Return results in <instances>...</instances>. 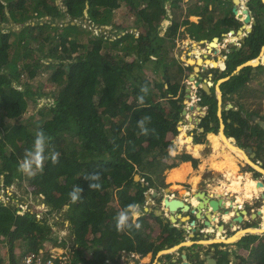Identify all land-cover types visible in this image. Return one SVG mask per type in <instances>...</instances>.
Segmentation results:
<instances>
[{
	"label": "trees",
	"instance_id": "1",
	"mask_svg": "<svg viewBox=\"0 0 264 264\" xmlns=\"http://www.w3.org/2000/svg\"><path fill=\"white\" fill-rule=\"evenodd\" d=\"M118 2L135 10L134 24L141 29L137 36L128 28L117 27L111 39L96 29L70 23L72 19H85L92 27L105 26ZM199 2L185 16L182 0H0V190L14 182L26 183L42 197L48 213H61L73 237L69 264H116L122 249L155 256L169 239L174 240L171 247L177 243V229L162 225L153 212L142 210L132 221L140 227L124 232L116 230L114 218L128 205L144 204L149 189L165 187V169L180 161L191 160L196 165L197 160L187 154H170L172 134L178 135L176 126L183 108V81L192 70L172 51L173 37L184 36L180 30L184 25L195 40L200 37H194L190 30L193 25L202 31L208 28L209 34L222 28L226 32L231 26L226 10L212 21V11L222 0ZM253 3L254 10L259 9L256 6L264 8L260 0ZM190 17L201 22H188ZM165 19L170 23L163 34H157ZM248 39L234 50L239 56L226 63L222 77L257 56L264 44V32L256 28ZM243 46L248 53H241ZM158 72L160 78L154 79L152 74ZM40 74L44 75L41 80ZM262 75L264 65L246 66L220 84L223 92L236 95L237 110L229 108L223 114L224 121L230 119L226 123L229 137L254 143L258 155H264V135L258 139L263 129L257 124L250 131L245 127L255 114L247 97L256 88L248 84L259 81ZM46 82L51 101L37 107ZM198 92L207 106V99L212 97L201 125L207 131H216L217 101L202 90ZM242 108L248 113L246 118L241 115ZM26 111L32 113L25 116ZM146 117L147 132H142L138 122ZM41 129L49 137L46 158L42 170L28 177L18 172V165ZM209 141L212 147L210 137ZM185 148L193 149L188 143ZM53 153H59L55 163ZM190 153L197 155L196 151ZM208 161L217 171L236 169L231 153L216 152ZM181 168L186 175V165L174 169ZM181 173L174 170L172 174L181 180ZM135 174L139 180H134ZM92 175L99 177L92 181L99 185L94 189L85 178ZM76 185L82 194L72 202L69 193ZM65 243L45 217L38 218L34 211L0 201V245L7 247L6 264H15L27 251ZM246 250L239 256L248 254ZM219 253L227 261L228 252ZM245 261L264 264V238L255 242Z\"/></svg>",
	"mask_w": 264,
	"mask_h": 264
},
{
	"label": "crops",
	"instance_id": "2",
	"mask_svg": "<svg viewBox=\"0 0 264 264\" xmlns=\"http://www.w3.org/2000/svg\"><path fill=\"white\" fill-rule=\"evenodd\" d=\"M201 19H202V16H201ZM188 22H190V21H188ZM222 35H225V32H223ZM216 36H217V34H216ZM206 38L203 37V38H200L198 40H204V42H205ZM221 41H223V40H221ZM226 44L227 45H225V47L233 46V48L234 47H235V49L237 48V46H234L233 44H231V45H229L228 43H226ZM205 47H206V45H205ZM201 49H202V47H201ZM207 53H208L207 51L202 52L201 55H197L196 58H194L192 56V58L197 59V60L198 59H204L201 57H204ZM208 58H212L211 60H214L216 63H219V64L223 63L222 61L219 62L222 59L218 56V52H216V51L213 52L211 55H208L207 59ZM222 65H224V64H222ZM206 69L207 70L209 69L210 72L208 74H205V75L203 74V73H205V71L202 73L203 80H205V79L209 80L210 79L213 81V86H212L213 89L211 91L212 93L210 96L215 97L214 85L216 84L217 89L221 90V87H220L221 83L219 84V81L221 78H223L222 77L223 71L221 69H216V68H214V69L206 68ZM251 73H254V71ZM183 82H184V87H185L186 80H184ZM256 82H257L258 86L262 84L261 82L255 81V83ZM256 87H257V85H256ZM261 89L264 90V85L261 87ZM196 90H198V89H196ZM221 92H222V97L230 94V92H228V91L223 92L221 90ZM197 95H198V93H197ZM262 100H263L262 102L264 103V98ZM220 102H221V100L219 101V104H217V109L219 108V110H221V117L218 116V114L216 113V117H217V121H218V128L216 131H207V130H205V127L201 125V122L203 121V119L205 118V116L207 115V112H208V106L203 104L202 102H201V105L206 106L207 109L204 113L205 115L203 114V112L201 113L203 116L200 118V120L198 118H194L192 116H188L187 118H182L183 114H180L181 120L177 124L183 125L185 127V131H186V133H182L181 135L184 137V139L187 141V143L190 144V146H192L193 148H194V146L197 147L194 149V151H197V155H193L190 152H188L185 148L186 144H182V147L178 148L176 146V144H174V142L172 144L173 147L170 150V154H187V155L191 156L192 158H194L195 160H197V162H196V165L193 166V163L191 160L180 161L176 166L169 168V169H165L164 170V184H165V187H168V188L171 187L170 188L171 194L169 193L170 197H176V198L182 199L185 202H189L191 204H193V199L194 200L197 199V198L195 199V195H194V193L196 191H204L206 193L207 192L218 193V196H216L217 198H220V199L222 198L223 202L225 201L227 203V205L229 204V202H232L234 206H237V209L240 212L242 211L241 212V221L232 222L233 221L232 218L236 217L237 215L233 209H230V211L227 215L224 214L220 218L217 217V219L212 222V225L207 226V227L200 225L199 230L192 231L191 229H189V222H182L178 218L174 228H176L178 231L184 232V233H182L183 238L179 239L178 233L175 234L174 237H177L176 240L177 239H179V240H177V243L173 244L172 246L176 247V249L171 251L170 253H161L162 250H165L166 248L171 247L169 244H164L163 248L157 252V254L155 256H157V255L160 256L159 260L161 261V264H173V263L174 264H182V262L184 260L187 261V264H206L205 260L203 259V256L208 254V253H206L207 250L214 251L215 247L218 250L217 251L218 253H219V250H222V252H225V253L228 252V254L233 253L236 257L240 258L241 260L243 259L242 261H244L246 263V261H245L246 257H248L250 255V253L252 252L253 245L255 244V242L259 239L264 238V196H262V194H264V174L260 170L255 168L252 164L250 165L248 162H245L244 160L240 159V157H235L236 169H233L232 171H229L226 169H222L221 171H217V170L210 168V166H209L208 160H209L210 156L217 152L216 149L214 148V150H213L212 147H215V145H214L215 141L219 140L220 135L222 136L221 133L218 134L219 126L221 124H223L222 126H225L224 123L230 122L229 118H227L224 121V118H223L224 111L223 110L229 109L228 104L231 105V103H223L222 104ZM196 107L198 108V105ZM231 108L233 110H237L236 106L231 105ZM243 111L246 112V110H243ZM260 117L262 118L263 116L260 115ZM250 119H251V117H250ZM178 125L176 126V130H178V127H179ZM208 126H209V128L212 127V123L209 122ZM249 126H247L248 131L252 130L251 129L252 127L251 126L249 127ZM178 132H179V134L181 133L179 130H178ZM224 132L225 131L223 129L224 138L228 142L232 143V145L235 146L237 149L241 150L242 151L241 153H243L245 155L247 160H249L251 163H254V164H256V165H258L264 169L263 153H260V155H258L259 154L258 146H255L254 143H249V144L242 143L243 140L240 143L234 137H229V135L224 133ZM212 133H215V134H212ZM211 134L212 135H218L217 139L214 137H210L211 142H212V147H211L209 140L207 139L208 136ZM258 136H259L258 137V139H259L260 135H258ZM178 137H177V140H178ZM201 137H204V140H205L204 142H201ZM222 138H223V136H222ZM245 147H251L255 153L254 156L251 157L250 153L244 150ZM219 153L227 154L230 152L223 150ZM181 164L186 165V167L188 169L186 175H185V170L183 168L174 169V168L179 167ZM172 169L179 170L182 172L180 175L181 180H174L170 177L172 171H174ZM228 173H230L229 176H226L225 174H228ZM239 175L243 176L242 181L240 182V185H238L237 188L233 187V189H231L230 184L232 182V177H237ZM247 176L249 177V180L251 181V183L253 181V183H252L253 184V186H252L253 191L251 193L252 195L250 194L249 199H248V197H246L244 195L245 191H246V189L244 188V185L246 184V181H247L244 177H247ZM258 181L263 182V187H258V188L255 187V185L257 184ZM165 187H162L160 189V191H157V193H158L157 196H160V197L162 196L160 194L161 193L163 194L162 190ZM179 188H180V190H179ZM151 190L153 191V189H151ZM151 192L147 191L145 193L144 204L138 205L137 210L139 211V214L142 213L141 212L142 210L144 212H148V213L153 212V214L155 216H158L160 218L162 225H165L169 228H172V227H170V223H169V220L167 219V217L163 215V212L161 214H155L154 213L157 210L161 209V204H160L161 199H160V197H158L160 202L157 203V200L155 199L157 196H151V194H150ZM148 194H150V195H148ZM186 194H189V196H187ZM196 202H197V200H196ZM183 215H189V216H191V219L194 218L193 214H191L190 212L183 213ZM225 217H226V219H225ZM136 218L137 217L133 218V222L136 221ZM149 221L151 222L150 219H149ZM255 221L257 222V224H253V222H255ZM200 222L201 221H199V223ZM179 223H181V224L179 225ZM250 228L256 229V230H253L252 232H258V230H260V233L254 234V233H250V232L246 231L247 229H250ZM155 229H158V227ZM240 231L243 233L240 235V237L238 239H236V241L228 242L229 238H232L233 236H235ZM251 234L258 235V236L254 237ZM232 239H235V237ZM253 239H255V240L253 241ZM182 241L185 242L186 245L178 247V245ZM196 244H197V249L194 248V249H192V251L188 252V250L186 248H190V247L192 248ZM199 246H200V248H199ZM245 249H247L246 251L248 252V254H245L242 257L239 256L241 250L244 251ZM182 254H185V256H186L185 259L182 258ZM169 255H171V256L174 255V256L170 260L166 259L165 256L167 257ZM178 255H179V258H178ZM221 255H222V253H221ZM211 257H213L215 259V264H218L217 257H215L214 252H213V254H211ZM177 258L179 260H177ZM163 260H165V262ZM224 262H225L224 264H234L233 262H228V261H224Z\"/></svg>",
	"mask_w": 264,
	"mask_h": 264
},
{
	"label": "rangeland",
	"instance_id": "3",
	"mask_svg": "<svg viewBox=\"0 0 264 264\" xmlns=\"http://www.w3.org/2000/svg\"><path fill=\"white\" fill-rule=\"evenodd\" d=\"M218 2V0H217ZM199 0H182V8L185 11V16H187V14L189 13V11H191L192 9H194V6L200 5L199 4ZM216 3V2H215ZM227 2L225 0H222V3L220 5H217L216 8H214V10L212 11V21L220 18L224 13L223 10L227 9ZM167 9H168V5H167ZM135 10L130 7V6H126V4L124 3H117L116 7L114 8L113 11V15L111 16V19L109 20L110 23H108L105 26H101L99 28H97L96 26L89 25L87 20H83V19H72L70 23H75V24H79L82 25L83 27H87V28H92V29H96L95 31L99 32L101 31L105 36H110L111 39H113V34L116 31L117 27L118 28H128L129 31H133L135 36L138 35V33L141 31V29H139V27L137 28V26L134 24V18H135ZM69 20V18L66 19V21ZM190 22H201L200 20L198 21H194V17H190ZM169 20L165 19L162 22V30L161 32L158 31L157 34H163L164 29L166 28V26L169 24ZM5 25L9 24L8 22L4 23ZM13 26V25H12ZM14 28H17V26H13ZM96 27V28H95ZM200 27H196V26H191L190 30L194 31L195 34L194 37L195 38H203V37H207L205 42H203L202 44H197L198 40H195L193 38H190L191 35L188 33L187 31V25L181 26L180 30L183 31L184 36L180 37V36H174V46H173V52L174 54L177 56V58L183 62V59H193L192 56H197L199 54H201L203 51V49H201V47H205L206 44H208V41L210 39H212L213 35H219L220 37H222V39L224 38L223 34V28L221 30H217L214 33H210L208 32V28L205 29V31L199 30ZM210 31V30H209ZM225 32V31H224ZM124 33V32H123ZM196 35V36H195ZM222 42V41H221ZM245 46H243L241 53H248L245 51ZM239 54H237V51H233V52H229L227 53V60L225 63H229L232 62L233 60H236L238 58ZM181 58V59H180ZM253 60V59H252ZM184 63V62H183ZM191 66V65H190ZM223 66V65H222ZM221 67V66H220ZM255 72V71H254ZM40 80L43 79L44 75L40 74ZM151 75V74H150ZM161 73H155L152 74V77L154 79H158L160 78ZM39 78V77H38ZM259 81L262 84L258 86L257 82H251L248 85L250 87H256V92H253V95H250L249 97H247V99H249L250 101V108L252 110H254L255 114L258 113V115L263 116L264 117V103L262 102L263 98H264V90L261 89V87L264 85V76L262 75V77H259ZM34 80H36V78H34ZM186 80V79H185ZM37 84H35V82L33 81V88L36 89ZM50 85L49 83L46 82L45 86L43 87V92L44 95H41V97H38L37 99V107L42 106L43 104L50 102L51 101V96L49 95V90H50ZM211 91L213 89V87L210 88ZM196 93H199L198 91ZM212 97L207 99V104L209 106L210 101H211ZM235 101H236V95L234 94H229V95H225L223 97H221V102L220 103H231L232 106H235ZM231 108V107H230ZM199 109V108H198ZM244 109H241V115L244 116V118L247 117L248 113L243 111ZM32 113V111H26L25 112V116H28ZM202 113V112H201ZM246 122L251 123V129L253 130L255 127V124L249 120H247ZM181 129H180V134L178 132V135L175 137V133L172 134V144H173V140H177L178 136H181V134L183 133V130L185 129L184 126L180 125ZM260 132V131H259ZM186 133V131H185ZM254 134L255 131H253ZM226 134H229V130L226 129ZM253 134V139L255 138V135ZM258 134V133H257ZM260 134V139L263 137L262 135H264V130H261ZM209 137H214V138H218V135H209L208 136V140ZM251 140V139H250ZM257 140V139H256ZM204 137H201V142H204ZM177 142H179L177 140ZM210 142V141H209ZM221 141L219 140L218 143L215 145V149L217 152H221L227 149L226 146H224L222 143H220ZM239 142V141H238ZM187 141L184 140L183 144H186ZM263 143H264V137H263ZM211 144V143H210ZM222 145V147H221ZM177 146V145H176ZM197 148L196 146H194V148L192 150H187V151H194V149ZM231 154L232 152L227 149ZM242 152V151H241ZM214 153V152H213ZM233 155V154H232ZM234 156V155H233ZM244 156V155H243ZM234 157H238V156H234ZM245 157V156H244ZM241 158V157H240ZM263 159H264V155H263ZM233 169H231L232 171ZM173 173V171H172ZM171 173V178L176 180L178 177L174 178V175ZM253 182V181H252ZM153 191H155L153 189ZM0 201H4L5 203H11V204H15V206L17 207H21V210H30V211H34L37 213L38 218L41 217H45L47 219V221L52 224V228L55 231V234L58 236H62L61 239L65 240V242L68 243H72L73 242V237L72 234L68 228V222L66 220H64V222H62V215L60 212H56V211H52L50 213H48L49 209L47 208V206L42 202V197L39 195L34 194L31 191V188L28 184L23 183V184H19L17 185L15 182L8 188V189H1L0 190ZM193 203H196L195 200L193 199ZM48 210V211H47ZM22 212V211H21ZM62 222V223H61ZM57 223V224H54ZM253 224H257V222H253ZM250 230H256L255 228H250L248 231ZM258 230V229H257ZM263 231V230H262ZM258 232H260V230H258ZM258 232H253V233H258ZM178 236L179 239L183 238L181 231H178ZM243 232H238L235 236H233L232 238L236 237L237 239L240 237V235ZM232 235V234H231ZM229 237V236H228ZM177 239V240H179ZM231 238H229L230 240ZM176 240V241H177ZM169 244L173 243L174 240L169 239L167 241ZM189 243V242H188ZM18 245V244H17ZM26 247V244L24 245ZM243 246V245H242ZM23 247V248H25ZM22 248V245H21ZM197 249V244L194 245L192 248H186L188 250V252L192 251V249ZM200 248V246H199ZM176 247H172L169 249H166L165 252H170L175 250ZM170 250V251H169ZM16 251L18 252L19 250L16 249ZM16 252V253H17ZM7 253V247H4V245H0V263L2 264H6L8 262V257L6 255ZM173 254V253H172ZM174 255H169V256H165L166 259H171ZM177 260H179L177 258ZM174 264V263H173Z\"/></svg>",
	"mask_w": 264,
	"mask_h": 264
},
{
	"label": "water",
	"instance_id": "4",
	"mask_svg": "<svg viewBox=\"0 0 264 264\" xmlns=\"http://www.w3.org/2000/svg\"><path fill=\"white\" fill-rule=\"evenodd\" d=\"M241 0H232V2L234 3V7H233V12L236 14L237 18H239L241 20L242 18V22L244 23L240 28L237 29V33L241 34L243 27L246 28L247 31H250V27L248 26L249 24L245 25V23H249L251 21L250 18V14L247 8V2H244L242 5L240 3ZM264 2V0H263ZM240 5L241 9L238 10L236 9V6ZM214 39H218L217 37H213L211 40L208 41V44L206 45V49L204 50V52H208L204 57V60L207 59L208 55H211L213 52H215L214 47H209V45L212 44ZM204 42V40H198L197 44H202ZM242 46V43H240V46L237 47L235 50H239L240 47ZM264 47V44L260 47V51L258 53V55L252 59H256L259 57L262 48ZM227 48V47H226ZM225 46L219 48L218 51V56L222 59L223 64L225 63V58L223 56V53L225 52L224 49H226ZM222 49V50H221ZM221 50V53H219ZM223 51V53H222ZM233 50H231V52H233ZM201 55V54H200ZM181 59V58H180ZM186 59V58H185ZM188 59V58H187ZM208 59H212V58H208ZM246 60L245 62L238 64L235 66L234 70L226 75L225 77L221 78L219 81V84L222 83L223 81L229 79L230 76L237 74L242 68L246 67V66H251V67H256L259 64H263L264 61L259 59V61L256 64H250L249 62L252 60ZM183 62L190 66L191 65V72L188 74L187 78H186V82H185V87L183 90V98H182V104L184 105L187 101H189V98L191 97V95L194 94V92L202 90L204 91L207 95H211V90L210 88L213 86V81L212 80H203V76L202 73L205 71V74H208L210 71L209 69L207 70L204 66L203 63L202 64H189L187 63L184 59ZM197 68V69H196ZM218 69L217 66H214L210 69ZM255 71L254 69L251 70V72ZM193 86V88L191 87ZM215 87V91H214V95L215 98L217 100V104H219V101L221 100L222 97V92L220 89H217L216 84L214 85ZM198 89V90H195ZM195 90V91H194ZM218 92L220 93V96H218ZM192 107V105H191ZM228 107L230 108L231 105L228 104ZM185 110L184 107L181 110V114H184ZM217 114L218 116L221 117V110H219V108L217 109ZM251 120L254 124H257L258 126H260L263 130H264V121L259 119L255 114L251 115ZM223 124H221L219 126L218 131L224 129V126H222ZM224 136V134H223ZM174 144L175 141L173 140ZM245 151L250 153V156H254V151L252 150L251 147H245L244 148ZM254 164V163H253ZM255 166H257L258 168H260L262 170V172H264V169L261 168L260 166L254 164ZM134 180H139V175L135 174L134 175ZM257 186L258 187H263V182L258 181L257 182ZM163 194L161 196V209L157 210L156 212H154L155 214H161L163 212V215L167 217V219L169 220L170 223V227H175L176 221L178 218L181 219L182 222H189V229H191L192 231L194 230H199L200 225L203 226H210L212 225V222L215 221L217 219V217H222V215L229 213L230 209H233L236 213V217H233V221H241V212L237 209V206H234L233 203L229 204L228 206H226L223 202H221L220 198H217L216 196H218V193H212V192H204V191H196L194 193L195 196H197L196 200L197 203L195 205L189 203V202H185L182 199L176 198V197H170V188L165 187L163 188ZM170 193V194H169ZM151 196H157L158 193L157 191H152ZM148 194V195H150ZM187 196H189V194H186ZM193 195V194H192ZM215 196V197H214ZM262 196H264V194H262ZM186 212H190L191 214H193V217L191 219V216L189 215H183V213ZM199 221H201L199 223ZM181 223H179L180 225ZM221 226V225H220ZM186 245L185 242H181L178 247L184 246ZM166 250V249H165ZM165 250H162L161 253H170V252H165ZM182 258L185 259L186 256L185 254H182ZM203 259L205 260L206 264H215V259L213 257H211L210 254H206L205 256H203ZM226 260L228 262H233L235 264H245L244 261H242L240 258L236 257L233 253H229L227 254ZM182 264H187V261H183Z\"/></svg>",
	"mask_w": 264,
	"mask_h": 264
},
{
	"label": "built area",
	"instance_id": "5",
	"mask_svg": "<svg viewBox=\"0 0 264 264\" xmlns=\"http://www.w3.org/2000/svg\"><path fill=\"white\" fill-rule=\"evenodd\" d=\"M227 35L229 37L223 38L222 44L220 45L221 47L227 45L226 43H228L229 45L233 44L234 46L237 47L240 46V42L236 40V37H234L233 40L230 38L231 32H227L226 36ZM202 49L205 50L206 47ZM203 66L205 68L213 67L212 65H210V63L209 64L204 63ZM218 69H221L223 71L225 69V64L222 67L218 66ZM191 87L193 88V86ZM197 105L199 109L196 107ZM183 107L185 113L183 114L182 118H187L188 116H192L194 118H198L199 120L203 116L201 112H203L204 114L207 109L206 106L201 105V99L197 95L196 91L194 92L193 95H191L189 101H187L183 105ZM148 191L151 192L152 190L149 189ZM58 237L62 238V236H58ZM71 246L72 243L66 242L64 246L52 245L43 249L40 248L36 251H32V250L27 251L17 259V262L15 264H69L70 259H72L73 257ZM159 259L160 256L158 255L153 256L150 252L142 254L135 250L122 249L120 250L117 256L116 264H161V261ZM163 261L165 262V260Z\"/></svg>",
	"mask_w": 264,
	"mask_h": 264
},
{
	"label": "clouds",
	"instance_id": "6",
	"mask_svg": "<svg viewBox=\"0 0 264 264\" xmlns=\"http://www.w3.org/2000/svg\"><path fill=\"white\" fill-rule=\"evenodd\" d=\"M225 64V63H224ZM226 66V64H225ZM218 68V66H217ZM225 70V69H224ZM223 70V71H224ZM141 91H146V89H142ZM140 102H143V97L139 98ZM149 118H143L138 122V126L142 130V132H147V128L145 127V120ZM49 137L46 133L41 129L38 130L35 134V138L33 140V145L31 149L25 152L23 160L18 165V172L24 174L28 177H35L37 173L42 170L45 160V150L48 146ZM59 153H53L51 156L52 161L55 163L58 159ZM86 179L90 180V188L94 189L99 187L98 184L93 183L92 181L99 179L98 176H85ZM82 189L76 185L73 190L69 193V197L72 202H76L81 198ZM139 216V211L137 210V206L132 204L128 205L125 209L121 210L115 219V228L118 232H124L126 229H131L133 226L139 228V224L133 225V218Z\"/></svg>",
	"mask_w": 264,
	"mask_h": 264
},
{
	"label": "flooded vegetation",
	"instance_id": "7",
	"mask_svg": "<svg viewBox=\"0 0 264 264\" xmlns=\"http://www.w3.org/2000/svg\"><path fill=\"white\" fill-rule=\"evenodd\" d=\"M226 2H227V4H228V6H227V9H226V12H225V14L227 13V18L226 19H228V18H230V25L231 26H229V28H228V30L225 32V35H224V37H229L228 35L226 36V33L227 32H231V35H230V38L233 40L234 39V37H236V40H238L240 43H242V45L247 41V40H249L248 38H249V36H250V34L254 31V29H256V28H258V30L259 31H263L264 32V8H261V7H258V6H256V8H259V9H256V10H254V3H253V0H241L240 1V3H241V5L244 3V2H247V8H248V11H249V14H250V18H251V21L249 22V23H245V25H247V24H249L248 26L250 27V31H247L246 30V28L245 27H243V30H242V33L241 34H238L237 33V29L238 28H240L244 23L242 22V18H241V20L239 19V18H237V16H236V14L233 12V7H234V3L232 2V0H225ZM261 1V3H263L264 4V2H263V0H260ZM230 2V3H229ZM236 9H238V10H240L241 9V6L240 5H237L236 6ZM232 19V20H231ZM214 37H217L218 39H217V43H220V44H218V48H221V40H223L222 39V37H220L219 35H217V36H214ZM211 40V39H210ZM207 45V44H206ZM226 48V47H225ZM235 48V47H234ZM233 48V46H229V47H227L226 49H224L225 50V52L223 53V51H222V53H223V56H224V58H225V61L227 60V53H229V52H231V50H233L234 49ZM222 50V49H221ZM221 50H220V52L219 53H221ZM235 50V49H234ZM259 51H260V49H259ZM259 53V52H258ZM258 55V54H257ZM263 57V56H262ZM226 64V63H225ZM262 65H264V63L262 64ZM228 109H224L223 111H227ZM259 119H261V120H263L264 121V117H260L259 115H258V113L257 114H255ZM249 121H251V119L249 120ZM252 122V121H251ZM224 133H226V129H227V127H226V123H224ZM251 126V123H249V122H247V124H246V127L245 128H247V126ZM249 126V127H250ZM244 128V129H245ZM160 191V190H159ZM146 193V192H145ZM160 193V192H159ZM160 195H162V193L160 194ZM158 197H160V196H157L155 199L157 200V199H159ZM160 199H161V197H160ZM159 202H160V200H159ZM218 250L216 249V247H215V250L214 251H209V250H207L206 251V253H208V254H213V252H214V255H215V257H217V262H218V264H224L225 262L222 260V258H221V253H218L217 252ZM219 251H222V250H219ZM243 260V259H242ZM235 264V263H234ZM246 264V263H245Z\"/></svg>",
	"mask_w": 264,
	"mask_h": 264
},
{
	"label": "bare ground",
	"instance_id": "8",
	"mask_svg": "<svg viewBox=\"0 0 264 264\" xmlns=\"http://www.w3.org/2000/svg\"><path fill=\"white\" fill-rule=\"evenodd\" d=\"M199 45V44H198ZM209 47H214V49H215V51L216 52H218L219 51V48H218V43H217V40L216 39H214L213 40V42H212V44L211 45H209L208 46V48ZM200 55V54H199ZM264 55V47L262 48V51H261V53H260V55H259V57L258 58H256V59H253V60H251L249 63L250 64H256L258 61H259V59H261V57ZM197 56H194V58H196ZM187 63H189V64H193V63H196V64H202V63H206V64H209L210 63V65H212L213 67L214 66H221L222 67V64H219V63H216L214 60H211V59H206V60H204V59H184ZM222 60H220L219 62H221ZM197 69V68H196ZM218 96H220V94L218 93ZM180 129H181V127H180V125H179V127H178V130L180 131ZM183 133H185V129L183 130ZM219 133H221L222 134V136H223V131L222 130H220L219 132H218V134ZM222 136L220 135V138H219V140L221 141L220 143H222L224 146H226L227 147V149H229L231 152H232V154L234 155V156H238V157H241L240 159H242V160H244L245 162H248L250 165L252 164L255 168H257L258 170H260L261 172H262V170L260 169V168H258L257 166H255L253 163H251L249 160H247V158L246 157H244L245 155L243 154V153H241V150H239V149H237L235 146H233L232 145V143H230V142H228L225 138H224V136H223V138L226 140H224L223 138H222ZM184 137L181 135V136H179L178 137V141L179 142H177V140H175V144L177 145V147H179L180 145H182L183 144V142H184ZM218 140V141H219ZM218 141H215V143H214V145H216L217 143H218ZM222 146V145H221ZM225 150V151H227L228 152V150ZM224 150V149H223ZM188 152H191V151H188ZM197 152V151H196ZM244 155V156H243ZM227 172V171H226ZM263 174H264V172H262ZM229 174L230 173H228V174H225L226 176H229ZM231 178V177H230ZM242 178H243V176H241V175H239V176H237V177H232V182H231V184H230V188L231 189H233V187H235V188H237V186L238 185H240V182L242 181ZM247 181H246V184L244 185V188L246 189V191H245V196L246 197H248V199H249V197H250V194L252 193V191H253V189H252V186H253V182L251 183V181L249 180V177L247 176V177H244ZM231 181V180H230ZM255 187L256 188H258V186H257V184L255 185ZM169 188H171V187H169ZM175 189V188H174ZM179 190H180V188H179ZM242 191V190H241ZM181 193V192H180ZM252 195V194H251ZM244 196V197H245ZM196 197L197 196H195V199H196ZM151 202V201H150ZM195 202H196V200H195ZM221 202H223V199L221 198ZM197 203V202H196ZM196 203H193L194 205L196 204ZM226 206H228L229 204H231L232 202H229V204L227 205V203L224 201L223 202ZM228 214V213H227ZM227 214H225V215H227ZM180 219V218H179ZM225 219H226V217H225ZM181 220V219H180ZM249 229H247L246 231H248ZM245 231V232H246ZM253 230H250V231H248V232H250V233H253L252 232ZM258 233H260V232H258ZM254 234H257V233H254ZM236 237H235V239H230L228 242H232V241H236ZM170 248H172V247H170ZM166 249H169V247L168 248H166ZM166 251V250H165ZM170 251V250H169Z\"/></svg>",
	"mask_w": 264,
	"mask_h": 264
}]
</instances>
